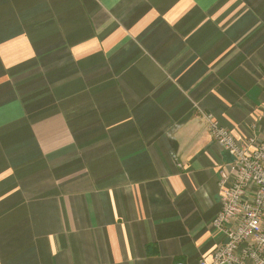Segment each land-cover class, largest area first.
Segmentation results:
<instances>
[{"label":"crops","instance_id":"1","mask_svg":"<svg viewBox=\"0 0 264 264\" xmlns=\"http://www.w3.org/2000/svg\"><path fill=\"white\" fill-rule=\"evenodd\" d=\"M209 116L261 131L264 0H0V264L210 260Z\"/></svg>","mask_w":264,"mask_h":264},{"label":"built area","instance_id":"2","mask_svg":"<svg viewBox=\"0 0 264 264\" xmlns=\"http://www.w3.org/2000/svg\"><path fill=\"white\" fill-rule=\"evenodd\" d=\"M208 120L213 140L233 162L230 174L222 172V210L212 222L226 241L197 264H264V122L254 137L239 140L211 116Z\"/></svg>","mask_w":264,"mask_h":264}]
</instances>
